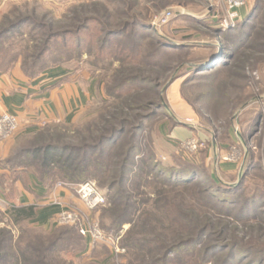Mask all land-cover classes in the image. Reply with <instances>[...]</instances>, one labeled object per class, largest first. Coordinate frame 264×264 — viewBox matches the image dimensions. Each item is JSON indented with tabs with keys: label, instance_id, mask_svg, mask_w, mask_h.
<instances>
[{
	"label": "rangeland",
	"instance_id": "obj_1",
	"mask_svg": "<svg viewBox=\"0 0 264 264\" xmlns=\"http://www.w3.org/2000/svg\"><path fill=\"white\" fill-rule=\"evenodd\" d=\"M211 3L212 0H11L0 10V26L22 17H28L30 22L0 39V63L3 64L0 65V71H22L26 62L34 60L39 50L34 43H39V40L33 41L31 37L40 33L39 29H35V24L46 23L52 29L51 32H58L76 30L82 23L93 19L94 22L87 23V27L77 34L53 39L51 49L40 61L41 70H36L37 75L32 77L22 71L27 79L37 80L48 75L50 80L57 81L56 84L65 81L78 90L72 96L78 108L72 114L71 121L47 124L49 127H57L56 132L61 134L58 137L56 133L53 141L73 144L93 142L100 133L106 132L104 127L119 124L117 119L130 118L132 123H136L135 115L148 113L151 116L143 121L137 140L139 153L141 157L148 158L147 162L151 158L153 162L164 163L186 160L212 173L219 183L236 186L241 182L240 174L247 160L252 157L255 169L250 171L243 190L262 193L261 199L264 201V0H252L248 5V14L241 18L240 22L247 26L246 31L251 38L247 47L235 58V64L232 62L233 65L222 72H207L206 77L197 76L192 72L193 64L200 62L202 57L219 53L218 47L205 44L213 39V28L226 32L236 27L223 29L220 23L208 18L207 8ZM257 3L260 8L254 13ZM179 6L196 16L188 14L176 17L160 27L159 33L152 28V20L158 15L168 8ZM201 19L207 21V24L201 23ZM141 20L149 25L151 33L164 37L174 45H189L188 48H167L158 56L160 60L152 59L150 55L155 53V45L141 26L136 24L129 28L125 36H114L113 46L101 47V39L107 28H120L126 23H140ZM134 44L138 45L136 53L132 52ZM132 74L153 79L160 87L155 88V84L151 83L145 89H134L129 92L130 96L125 93L120 98L112 87L120 82L121 77ZM150 101H156L161 106L147 112L145 105ZM130 106L133 109L130 110ZM177 121L181 123L178 126L192 130L193 136L186 139L171 137L170 132ZM199 132L204 137H200ZM17 133L5 140L16 137ZM191 138L203 140L196 151L184 148V142ZM125 140L127 147L129 137ZM121 148L111 152L112 155L102 161L117 159L116 154L121 152ZM141 163L143 165V161ZM92 164H95L94 160ZM98 164L101 165V162ZM226 165H232L234 169L227 170L224 168ZM113 166V177L107 178H102L97 169L78 170L74 173L76 181L70 183V186L76 191L80 183L92 181L101 193L107 195L108 185L101 186L103 179L108 183L120 177L117 165ZM141 176L145 181L137 179ZM130 177V180L135 179L138 184L134 186L129 183L123 190L133 196L131 201H140V211L147 207L156 210L154 204H158L162 212L154 214L163 221L158 223L160 227L157 228L164 231L163 234L168 237L166 241L169 238L176 240V235L181 233H190L192 222L183 223L180 227L182 223L174 224L167 218L169 214L170 218L178 219L177 211L184 202L182 209L188 211L199 223L212 224L214 240L235 242L237 246L247 247L251 256L236 254L232 258L234 264H249L251 257L252 260L262 259L264 264V213L261 218L241 221L220 212L215 206L206 210L200 205L198 187L184 190L181 187L165 186L143 172L139 177ZM61 181L57 184H62ZM157 197H160V202L155 201ZM9 202L0 197V232L7 228L13 236V240L8 243L16 244V241H20L25 246L38 237L49 238L57 227L74 225L82 238L80 245L51 254L67 261L64 264H128L131 253L133 257L137 254L139 260L142 257L137 250L132 252L122 246L131 223H125L120 229H103L101 216L103 208L109 206V197L103 206L93 210L88 209L84 203L67 207L65 210L78 213V219L75 222L60 223L58 215L55 222L48 226L31 221L12 224L5 216ZM140 211L134 214V218L140 215ZM164 213L167 215L162 218ZM104 219L109 225V219ZM85 220L91 223L92 228L94 224L97 226L103 239L93 240L90 233L87 236L80 233V226ZM207 244L209 240L202 243V248L199 245L193 248L191 254L183 257L177 254L181 256L162 264H204L201 256ZM216 251L217 255L212 259H216L215 264H222L229 250L218 247ZM16 263L10 260L6 264Z\"/></svg>",
	"mask_w": 264,
	"mask_h": 264
},
{
	"label": "trees",
	"instance_id": "obj_2",
	"mask_svg": "<svg viewBox=\"0 0 264 264\" xmlns=\"http://www.w3.org/2000/svg\"><path fill=\"white\" fill-rule=\"evenodd\" d=\"M258 5L257 3L253 9L254 13L259 11L260 7ZM240 21L236 23L235 28L226 32L213 28L214 37L205 44L211 47H218L219 53L218 55L210 54L200 58V62L194 63L192 66L193 73L197 76L206 77L208 76V74H205L207 72H222L233 65L232 62H234L239 52L247 47L248 41L251 38V35L246 31L247 26L243 25L244 22L241 23ZM29 22L30 19L28 17H22L18 21H11L6 25H1L0 39L16 32ZM89 22L94 21L90 19L79 25L76 30L69 29L58 32H51L52 29L45 25L46 23L35 24V29H39L40 33H36L31 38L36 42L39 40V43H34L35 48L39 50L34 55L32 62H26L22 66V71L32 75V77L37 75V71H40L42 68L40 61L51 49V41L55 38L77 34V32L86 28ZM200 22L206 23L207 21L201 19ZM134 25L141 26L143 32L153 41L156 50L155 53L150 55L152 59L156 58V60H160L158 56L162 55L167 48L181 49L188 48L189 46L186 44L174 45L169 43L164 37L151 33L149 25L144 20H141L140 23L139 21L132 24L126 23L120 28H107L105 35L101 39V47L113 46L115 43L113 40L114 36H125L126 32L130 30L129 28H132ZM206 45L202 46L207 47ZM137 50L138 45L134 44L132 52L136 53L138 52ZM211 58H214V60L211 61ZM150 62L154 61L151 60ZM0 65L3 64L0 63ZM0 72L4 73L6 70ZM151 83L155 84V88L160 87L159 83H155L153 79H149L141 74H132L121 77L120 82L113 86L112 90L121 98L122 96L124 97L125 93L129 95V92L134 89H145ZM145 106L147 107L146 111L148 110L147 112H149L153 111V109H158L161 105L156 101H150ZM129 109L131 110L133 107L130 106ZM150 116L148 113H138L134 116L135 120H137L136 123H132L130 118H116L119 124L111 125L110 128L104 127L103 129L106 132H99L98 139L93 142L84 141L82 144L54 142L53 139L56 136L58 128L55 126L49 127V125L34 135L21 137L11 156L5 160V165L11 169L19 166L31 167L30 169L50 189L55 188L59 180H62L63 182L61 181V183L64 185L74 183L76 181L74 173L78 170H89L88 168L97 169L102 178L113 177L111 170L115 168L113 165H117L120 177L108 183L106 179H103L101 184L103 187L108 185L107 195L105 196L109 197V206L103 208L101 221L102 227L105 230L111 228L120 229L125 223H131L123 239L122 246L132 252L137 250L142 257L139 260L137 254L133 257L131 253L128 264H162L168 261L171 262L181 255L183 257L184 255L191 254L192 249L197 248L198 245L199 248H202V243L208 240L209 244L205 245L204 250H202L203 255L201 259L204 264L207 262L215 264L216 259L212 258L217 255L218 251L216 249L218 247L229 250L222 264H234L232 258L239 253L249 257L250 254L248 253L250 252L244 245L237 246L235 242L214 240L212 238L213 229L210 226L212 224L206 223L203 225L199 223L188 211L182 209L185 206L184 202L180 205V210L177 211L178 219L170 218L169 214L167 218L174 224L182 223L180 227L183 226V223L192 222L189 229L190 233H181L180 235H176L178 236L176 240L169 238L166 241L167 236L163 234L164 231H159L157 228L160 227L158 223L163 221L155 217L154 214L162 212L158 204L156 202L154 204L156 210L152 209V207H147V209L140 211V201H131L133 196L125 193L123 190L125 185L132 183L135 186L138 184L135 179L130 180V176L136 178L143 172L147 173L150 179L160 181L159 183L162 182L165 186L173 188L181 187L184 190L198 187L201 198L199 201L200 205L205 207L206 210L215 206L220 212L234 216L241 221L257 217L261 218L264 213V201L261 199L263 197L262 193L244 192L243 190L244 182L247 180L250 171L255 169L252 165V157H249L247 160L240 174L241 182L236 186L219 183L212 173L206 172L194 163L186 160H173L172 162L164 163L160 161L153 162L151 158L150 162H147L148 158L141 157L137 140L143 128V121ZM178 125H181V123L179 124L177 121L174 123L173 128ZM57 136L60 137L61 134L57 133ZM127 136L129 137V141L127 147H125L127 144L125 138ZM117 148H121V152L116 154L118 156L117 159L102 161L109 157L111 152ZM92 160H94V165L92 164ZM141 161H143V165ZM99 162H101V165L98 164ZM71 172H73V175ZM143 178L141 176L137 179L142 181L144 180ZM155 201L160 202V197H157ZM139 211L140 215L134 218V214ZM132 214L133 217H131ZM36 215L37 210L34 205H10L5 212L6 218L14 225L21 222L29 223ZM166 215L167 213H164L162 218ZM104 218L109 219V225L105 223ZM183 228L185 229L186 227ZM78 230L74 225L57 227L49 238L38 237L36 241L34 239V242L37 244L30 241L23 246L20 241H16V244H12V242L8 243L13 240V236L11 235V230L4 228L0 232L2 233L0 235V264H6L10 260L17 261L16 264H64L67 261L61 260L59 257L52 256L51 254L60 249L68 250L70 247L79 246L82 238L77 233ZM69 264L73 263L70 262ZM249 264H263V261L259 258L252 260L251 257Z\"/></svg>",
	"mask_w": 264,
	"mask_h": 264
},
{
	"label": "crops",
	"instance_id": "obj_3",
	"mask_svg": "<svg viewBox=\"0 0 264 264\" xmlns=\"http://www.w3.org/2000/svg\"><path fill=\"white\" fill-rule=\"evenodd\" d=\"M8 1L11 0H0V10ZM240 13L242 18L245 17L248 7L241 8ZM49 78L43 75L37 80H30L18 69L0 72V116L12 114L19 123L17 136L0 144V197L5 202L11 201L10 205L36 206L37 215L31 223L43 226L51 225L67 207L82 205L83 201L70 185L57 184L50 189L32 169H11L5 165V160L11 156L21 137L34 135L51 122H70L78 108L76 99L72 97L75 92L78 93L75 86H69L65 81L56 84L57 81ZM193 134L192 130L182 126H175L170 132V136L176 139H186ZM199 136L204 137L200 132ZM229 166L224 168L234 169Z\"/></svg>",
	"mask_w": 264,
	"mask_h": 264
},
{
	"label": "built area",
	"instance_id": "obj_4",
	"mask_svg": "<svg viewBox=\"0 0 264 264\" xmlns=\"http://www.w3.org/2000/svg\"><path fill=\"white\" fill-rule=\"evenodd\" d=\"M251 1L252 0H212L211 5L207 8L208 18L211 17L213 22L220 23L219 25L223 29L232 28L242 18L240 9L248 7ZM209 13H212L213 15H209ZM188 14L196 16V14L189 12L182 6L171 7L152 20L151 26L155 31H158L160 27L165 26L172 19ZM18 129L19 123L14 115L9 113L2 114L0 116V144L6 138L14 135ZM201 142H203V140L191 138L184 142V148L190 151H196ZM76 192L79 198L90 210L103 206L107 202V197L99 191L96 184L92 181L80 183L76 188ZM59 216L60 223H69L71 221L75 222L79 217L78 213L73 210H64L59 214ZM92 229H94L95 232H93ZM80 233L84 236H87L90 233L93 240L103 239L102 234L97 230V226L94 224V227L92 228L91 223L86 220L83 221L80 226Z\"/></svg>",
	"mask_w": 264,
	"mask_h": 264
}]
</instances>
